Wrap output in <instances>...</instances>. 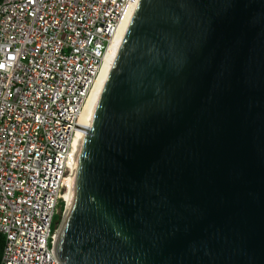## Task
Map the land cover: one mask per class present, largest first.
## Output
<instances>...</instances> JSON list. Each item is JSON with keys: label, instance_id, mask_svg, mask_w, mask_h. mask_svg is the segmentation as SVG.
<instances>
[{"label": "water", "instance_id": "obj_1", "mask_svg": "<svg viewBox=\"0 0 264 264\" xmlns=\"http://www.w3.org/2000/svg\"><path fill=\"white\" fill-rule=\"evenodd\" d=\"M56 253L64 264H264V0H133Z\"/></svg>", "mask_w": 264, "mask_h": 264}, {"label": "built area", "instance_id": "obj_2", "mask_svg": "<svg viewBox=\"0 0 264 264\" xmlns=\"http://www.w3.org/2000/svg\"><path fill=\"white\" fill-rule=\"evenodd\" d=\"M129 1L0 3V264H64L53 226L68 160Z\"/></svg>", "mask_w": 264, "mask_h": 264}, {"label": "bare ground", "instance_id": "obj_3", "mask_svg": "<svg viewBox=\"0 0 264 264\" xmlns=\"http://www.w3.org/2000/svg\"><path fill=\"white\" fill-rule=\"evenodd\" d=\"M132 2L133 0H130L127 7L125 8L124 12H123V15L119 21V24L116 28V31L113 35V38L111 40V43L109 45V48L106 52V55H105V58H104V61H103V65H102V68L100 70V73L98 75V78L96 79V82H95V85L92 89V92L90 94V96L88 97V100L86 102V105L84 107V110L82 112V115H81V118H80V126L81 128L79 129L78 131V134L75 138V141H74V144H73V150L70 154V157H69V160H68V167L70 168V174L69 176L65 179L64 181V185L67 187V190L65 192V195H64V201H65V204H66V209L68 210V205H69V199H70V193H71V187H72V181H73V175H74V169H75V163H76V158H77V153H78V148H79V143H80V140H81V137H82V134H83V131H84V127H85V124H86V120H87V117H88V113H89V109L93 103V99H94V96H95V92H96V89H97V86H98V83H99V80L101 78V75H102V72L104 70V67H105V64L108 60V57L111 53V50L114 46V43L116 41V38L118 36V33L121 29V26L125 20V17L132 5ZM66 215H67V212H66Z\"/></svg>", "mask_w": 264, "mask_h": 264}, {"label": "trees", "instance_id": "obj_4", "mask_svg": "<svg viewBox=\"0 0 264 264\" xmlns=\"http://www.w3.org/2000/svg\"><path fill=\"white\" fill-rule=\"evenodd\" d=\"M2 1L3 0H0V3ZM64 209H65V203L62 201L61 202V213L55 217V223H54L53 229H55L57 227V224L60 223L62 216H63ZM4 245H5V239L3 235L0 234V262H1L2 254H3Z\"/></svg>", "mask_w": 264, "mask_h": 264}, {"label": "rangeland", "instance_id": "obj_5", "mask_svg": "<svg viewBox=\"0 0 264 264\" xmlns=\"http://www.w3.org/2000/svg\"><path fill=\"white\" fill-rule=\"evenodd\" d=\"M65 203V202H64ZM66 205V204H65ZM64 211H65V209H64ZM66 212H67V209H66V211H65V214H66ZM58 216V215H57ZM62 218H63V216H62ZM61 221H62V219H61ZM61 221H60V223H61Z\"/></svg>", "mask_w": 264, "mask_h": 264}]
</instances>
